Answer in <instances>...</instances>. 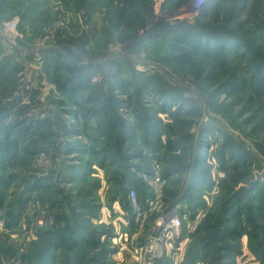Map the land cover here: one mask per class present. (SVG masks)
Segmentation results:
<instances>
[{
	"label": "rangeland",
	"instance_id": "obj_1",
	"mask_svg": "<svg viewBox=\"0 0 264 264\" xmlns=\"http://www.w3.org/2000/svg\"><path fill=\"white\" fill-rule=\"evenodd\" d=\"M102 1L0 0V104H16L2 126L21 120L9 128L12 138L0 136V264H38L52 242L45 231L64 236L51 264H264V38L250 34L264 23V0H244L234 21L225 18L231 0L206 4L220 36L233 39L224 51L221 42L212 51L188 45L202 10L193 0H151L153 15L130 43L120 41L122 28L109 24ZM108 83L118 86L110 92ZM99 91L126 128L104 132L108 118L92 116L103 97L90 94ZM30 118L50 122L52 137L37 153V133L21 132ZM107 136L123 141L119 151L104 147ZM153 160L166 179L159 200L141 179ZM39 177L47 186L35 187ZM255 179L259 188L249 190ZM129 187L140 213L126 219ZM233 192L245 197L240 212L219 223ZM113 203L122 209L115 225L103 217H114ZM172 210L186 228L150 262L144 245ZM129 230L132 241L122 243Z\"/></svg>",
	"mask_w": 264,
	"mask_h": 264
},
{
	"label": "trees",
	"instance_id": "obj_2",
	"mask_svg": "<svg viewBox=\"0 0 264 264\" xmlns=\"http://www.w3.org/2000/svg\"><path fill=\"white\" fill-rule=\"evenodd\" d=\"M119 6L120 8L117 10V8L115 7L114 4V0H103L102 4L103 5H108V12L107 15L109 16L108 21L110 25H114L115 27H117L118 25L121 26L122 30H119V35H120V41L122 42H132L133 39H135L138 36V31L136 32V30H138V28H145L146 24H147V20L148 18L151 19L152 15H153V11H152V7L150 8V1L151 0H119ZM207 7L204 6L202 7V10L198 13V16L196 18L197 22L192 26V28L194 29V34L191 37V39L187 40L188 45L194 46L195 48H199L202 51L211 49L214 50L213 45H217L219 42H221V47L224 51V46H228V45H233L234 43L228 41V40H233L231 38H227V37H221L220 35V28L215 24L212 23L210 21V19H207V14L205 13V8ZM79 8V7H78ZM93 8V5H91V9ZM244 8V0H231L230 6L228 8L227 13L225 14V18L231 21H234L237 17L239 12H241ZM90 9V8H88ZM117 10V11H116ZM115 12H118V20L115 18ZM213 15H215V17H218V13L217 10L214 8L213 9ZM257 16V15H256ZM121 18V19H120ZM120 19V20H119ZM251 19V18H250ZM230 21V22H231ZM252 21V19H251ZM261 22H264V19L259 20ZM259 21H252V22H259ZM160 24V23H157ZM164 25H161L163 27H166V23H163ZM209 25L210 30L206 31L204 30V26L205 25ZM110 27V26H109ZM154 28V27H153ZM252 33H250L253 37V40H260L262 38H264V23H260V24H255L252 27ZM204 41V42H203ZM202 43H206L208 45L206 46H202ZM249 50V49H248ZM95 54V53H94ZM259 68L260 69H264V61H261L259 64ZM95 72V71H94ZM145 82L142 81L143 85L146 86L150 85L152 83V81H149L147 79V76L144 77ZM97 87H101L103 85V83L101 81H99L97 84ZM118 85L116 84H112V83H108L107 88L110 90V92H112L114 89L117 88ZM88 90V89H86ZM85 91H83V89H78L77 93H76V97H83ZM154 93L157 94L158 91L154 90ZM92 93L90 94V97H103L102 102L98 103L99 109H96L95 111L92 112V116H96L98 118H102V116H105V118H108L107 121V127L105 128L104 132H108L110 129H113L114 132H117L119 127H123L126 128V123L123 122V126L120 125V117H118V112H117V107L115 108L112 100L104 97V94L102 93V91H99V93L97 95H92ZM91 99L89 101H96V100H100V99ZM160 99H162L160 97ZM171 100V99H170ZM171 102V101H169ZM15 102L13 101H9L7 103H3L0 104V136H3L4 138H12V133H11V127H13V123L19 125L20 121L18 117H16V119L12 120L10 125L7 126H2V122L6 121L7 118L10 117V115L14 116L15 112H14V107H15ZM99 111V112H98ZM102 111V113H100ZM100 113V114H99ZM28 123H25L23 129H22V135H26L29 134L31 132L37 133V137L35 135L34 138L30 139L32 140L33 143V148L31 150V153H37L38 151H42L44 150V146L42 144H44L43 142H45L48 139H51L52 137V133H51V129L49 130L47 127L48 123L50 125V122L42 120V119H33L30 118L28 120ZM116 123V126L113 123ZM149 124L146 125L145 129H149ZM47 127V128H46ZM20 132V131H19ZM18 132V133H19ZM125 132V129H124ZM152 132V131H151ZM16 134V136L13 137V143H18L21 138L22 135ZM145 135V132H143ZM156 132L150 133L151 134H155ZM106 135V133H105ZM104 135V136H105ZM114 137V138H113ZM107 138L109 140H111L108 144H104V147H107L109 149L107 150H114L117 149L119 151V149H121L122 145L119 144H123L121 143L122 140H120V142L118 143V137L117 136H107ZM51 141V140H50ZM123 142V141H122ZM2 139L0 138V158H1V154H2ZM35 145V146H34ZM123 149V148H122ZM228 151L224 150V153H227ZM232 156V155H230ZM234 158V157H233ZM125 179L122 180V182H124ZM254 182V181H253ZM251 182L250 185H252L253 187L250 188L249 190H254L255 188H259L258 184L261 182L260 180H256L255 179V183ZM36 186H47L46 183L44 182V178L39 177L35 180V187ZM232 199H230L224 206V210H221V216L219 218V220H217L219 223L223 220L225 221V219H227V214L232 213L231 210H235L240 212V210L237 208V204L238 202L243 201V199L245 198L243 196V194H237L234 193L231 195ZM235 206V207H234ZM254 207H252V213H254ZM255 215V214H254ZM223 217V219H222ZM222 219V220H221ZM256 221V217L254 216L253 218H251L250 221H248L247 225H245V228H248L251 230L253 224H255ZM222 221V222H223ZM218 224V223H217ZM262 227V226H261ZM253 230V234H256V232ZM53 232L50 231H45L43 233L42 236H46V240H48L46 243H49V241L51 240L52 242H50L49 244H47L44 249L41 250V252L39 253L36 261L38 260V264L39 263H43V264H51L54 261V254L51 253L52 250H55L57 248L60 247L61 245V240L62 238H64V236L62 235V233H56L55 236H53L52 234ZM260 240H264V238H260ZM258 247V246H257ZM261 250V247H258ZM104 254V253H102Z\"/></svg>",
	"mask_w": 264,
	"mask_h": 264
},
{
	"label": "built area",
	"instance_id": "obj_3",
	"mask_svg": "<svg viewBox=\"0 0 264 264\" xmlns=\"http://www.w3.org/2000/svg\"><path fill=\"white\" fill-rule=\"evenodd\" d=\"M211 0H193V7L196 10L204 7ZM141 179L145 185H147L155 197V200H159L163 191L166 179L163 175L162 164L153 160L151 167L142 173ZM126 213L129 216L138 215L139 212V202L137 199V191L134 187H129L126 192L125 199ZM205 210L199 209L195 216L190 220L191 228L194 229L195 226L201 221L205 216ZM186 228L185 221L182 214L172 210L164 216L157 219L155 226L152 228L153 234L148 238L144 245V251L150 262H153L161 256L163 244L166 243L170 238H176L183 234Z\"/></svg>",
	"mask_w": 264,
	"mask_h": 264
},
{
	"label": "crops",
	"instance_id": "obj_4",
	"mask_svg": "<svg viewBox=\"0 0 264 264\" xmlns=\"http://www.w3.org/2000/svg\"><path fill=\"white\" fill-rule=\"evenodd\" d=\"M113 210H114V212H115V215H114V217H108V215H110L109 213H108V211H104V213H103V217L105 218L104 220H113V224L115 225V221H117L116 220V217H117V215H119V213L120 212H122V209H121V206L120 205H118V204H114L113 203ZM126 208H124V211H123V216L126 218V219H130L131 218V216H129L127 213H126V210H125ZM118 222H120L119 220H118ZM119 224V223H118ZM118 224H116V225H118ZM133 231L134 230H129V234L126 236V237H124L123 238V241H122V243H125V242H131L132 241V238H133V236L131 235L132 233H133ZM121 242V241H120ZM117 254H121V251L120 252H117Z\"/></svg>",
	"mask_w": 264,
	"mask_h": 264
}]
</instances>
